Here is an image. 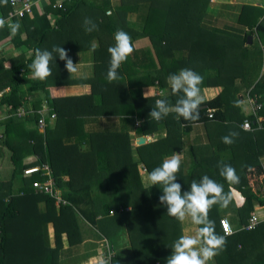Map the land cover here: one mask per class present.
<instances>
[{"label": "trees", "instance_id": "16d2710c", "mask_svg": "<svg viewBox=\"0 0 264 264\" xmlns=\"http://www.w3.org/2000/svg\"><path fill=\"white\" fill-rule=\"evenodd\" d=\"M60 4L63 5L60 6ZM143 4L146 5L145 13L140 15L138 13ZM208 4L209 0H117L116 4L113 0H33V11L40 10L42 6L45 10L44 14L43 16L36 14L35 20L30 25L23 21L19 30H23L25 26H33L31 36H28L30 38L28 40L33 42L32 53L29 59H22L29 60L28 62H14L12 70L0 76V93L6 88H11L9 93L3 92L2 100L10 104V113L16 114L19 108L28 106L26 92L22 91L23 88H27L28 93L36 94V99L32 98L35 108H41V100L45 99L54 110L59 112L62 108L69 112L64 122L73 125L81 123L85 116L121 114V108L124 107L128 114H138L133 123L140 135L151 134L155 137L156 142L153 145L139 150L142 154L140 159L147 165L145 170L151 172L160 166L165 158L179 154L183 149L178 145L181 141H178L177 145L174 143L180 132L172 137L174 131L181 129H172L169 124L165 126L163 122L165 118L156 121L149 116L155 106L151 104H155L157 99L166 97L175 104L176 100L183 95L180 93L174 97L168 84V76L178 73L181 69L192 68L203 79L207 78V83L211 86H223L224 89L218 98L207 102L208 107L206 103H202L199 108L201 117L199 122L209 119L210 111L215 112L217 120H222L225 119L227 106L228 109L241 110L240 97L237 96L236 99L234 96L225 97L226 78L230 79L233 86L238 78L242 81L241 76L236 73L237 65L234 60L238 64L245 60L244 68L246 63L250 62L249 60H262L259 63L252 62L255 70H250L245 76L247 88H249L247 98L257 101L255 104L257 110L249 116L240 113L238 119L239 122L251 121L257 131L249 138L252 142H259L264 139V131L260 130L264 129V98H261L264 96V76L256 82L247 79L258 77L264 67V2L258 6L244 4L236 23L229 26V28L238 29L246 27L249 30L246 37L240 38L233 33V35H225L223 40L212 37L211 31L203 28L202 22L208 16ZM11 8L14 10L10 0L6 5L0 4L1 16L6 17ZM51 14L56 17L54 25H51L48 19ZM86 17L91 18L98 25L97 31L91 33L85 31ZM118 29L124 30L131 36L134 51L125 66L118 70L120 79L110 83L106 76V60L111 59L108 48L114 46V35ZM5 34L6 38L13 37L8 30ZM256 34L258 37L254 36ZM185 35L190 38L188 41L185 40ZM3 37L5 36H0V41ZM253 37H255L254 40H252ZM213 38L216 45H213ZM94 39L99 43V49L94 51L96 69L97 72L104 73V81L98 76L92 78L91 82L86 81L92 87L90 95L61 99L51 97L49 90L51 87L83 82L71 78L65 67L66 61L60 60L55 52L53 56L57 58L50 63L52 75L45 80L30 78L26 75V71L27 73L30 71L29 65L34 59L35 49L52 51L54 47H64L70 56L73 52L90 50L89 42L91 43ZM146 41L149 43L148 46L140 49L137 47L141 44L140 42L144 44ZM200 63L205 67L199 72L196 67ZM132 68L144 70V72L142 75H136ZM22 69H25V74L21 73ZM208 69L215 71L214 78L207 76ZM0 70L2 73L6 72H3L4 63L0 64ZM56 70L59 73H56ZM124 74H128L129 80L136 85V90L130 87L127 83L129 80ZM118 81L124 82L120 84L124 100L120 101L115 96L118 94L119 84H115ZM204 81L203 84L206 83L205 79ZM148 86L157 90V94L149 99L143 96V88ZM108 99L109 105L106 102ZM97 100L100 102L97 103ZM243 100L248 101L244 97ZM40 117L34 113L21 119L10 117L8 122H5L9 126L8 136L11 135L16 139L18 131L23 135L24 143L13 141L18 144H10L8 140H5L4 144L11 151V160L15 164L33 155L39 156L42 162H48L54 169L59 189L74 207L57 208L51 197L40 194L45 192L32 185L36 177L23 178L22 176L21 186L17 187L13 181V177L18 172L15 168L10 181H0V264H60L59 255L64 247L62 236L66 235L71 246L83 243L79 219L92 221L96 225L99 221L97 218L103 213V209L108 214L112 210L104 206L100 209L94 207V198H99L101 194L98 187H104L105 184L110 187L111 180L117 179L112 177V173L124 178L132 168H137L135 163L126 160L132 152L128 144L129 136L120 131L96 134L105 140V143L101 145L102 148L97 150L99 153L100 149L105 152L102 159L100 153L96 159L90 161L87 154L81 159L80 166L76 167L78 156L75 150L78 146L65 145L60 140H54L56 128H48L43 135L27 126L28 123H37ZM55 117L43 118L48 121L54 120ZM178 120L180 122L178 125L182 124L180 125L182 127L195 124L184 121L183 118ZM159 122H163V129L170 132L169 136L163 137L166 131L162 132ZM8 136L6 134V137ZM90 136L93 137V135ZM170 138V147H165L164 144L168 143ZM123 143H126L127 147ZM255 151L256 155L262 152L264 154V144L257 145ZM195 153V150L190 151L191 157L193 154V166L185 168L184 162L181 163L177 182L182 185V192L190 190L192 178L195 175L200 177L203 172L214 168L206 166L211 163L204 158L199 159L198 162ZM22 171L21 167L20 173ZM219 173L220 171L218 172L215 167L214 172H207L204 175H210V178L220 177L217 175ZM63 177H68V181L63 182ZM129 185L127 180L124 186ZM240 191L247 193L246 189ZM162 194V189L156 185L149 188L145 195L130 202L135 209L130 214L118 216L115 219V227L119 228L116 238H113L111 232L105 231L101 226L97 228L109 242V259L102 264H167V258L172 255L173 243L184 235L185 222L181 223L167 214L166 205L161 204L159 200ZM247 195L248 198L243 206L236 210L241 223L240 227L246 224L248 227L251 225L250 215L255 210L253 200L259 199L253 193H247ZM88 198L91 199V206L84 207ZM106 207L110 206L107 204ZM209 216L215 221L216 233L224 236L220 222L227 218H222L220 207L213 206ZM50 225L55 234L53 244L48 237ZM225 239L226 249L215 257V264H264V225L254 231L237 232Z\"/></svg>", "mask_w": 264, "mask_h": 264}, {"label": "crops", "instance_id": "0c3cea01", "mask_svg": "<svg viewBox=\"0 0 264 264\" xmlns=\"http://www.w3.org/2000/svg\"><path fill=\"white\" fill-rule=\"evenodd\" d=\"M231 1L234 2L235 0H231ZM113 2L116 4L117 0H113ZM221 3L222 5H225V1ZM213 5H217V4H215V1L209 0V4H208L209 7L207 12L208 16H206V18L202 22L203 28L211 31V33L213 34L212 37L223 40L225 35L228 34L233 35V33H236L237 37L240 38L246 37V34H248L249 31L246 27H240L241 29L234 27L229 28L230 25H234L233 23H236L234 19L232 24L228 23L232 19L230 16L225 17V23H221L220 19L214 16L217 13V10H215ZM44 11H45L44 9L41 10L34 9V11L31 14L15 15L13 9L11 8V10L8 11V15L6 17H2L0 12V18L9 19L13 23L19 22L20 25L23 21H26L28 22L27 25H30V23L35 20L36 14H38L39 16H43ZM219 11L221 10H218V12ZM11 14L13 15L11 16ZM52 14H54L53 11ZM52 14L48 16V19L50 20L51 25H54L56 21V17L55 15ZM226 25L228 27H226ZM3 30L0 31L1 34L0 36H5L0 41V64L4 63V67H12L14 62L15 63L28 62L29 60H22V59H29L31 56L32 53L31 47L33 46V42L29 41L28 39H30L29 38L31 36L30 32H32L33 26L32 27L25 26L23 30L18 31V33L16 35H13L12 38L10 37L6 38V34H5L7 30L10 32V29L6 27V29L4 30L5 32H3ZM255 37H258V35L256 34ZM255 37H253L252 40H254ZM213 41L216 42L215 39ZM93 43H95L94 45L99 47V43L97 40L94 39L91 42V44ZM91 49L93 50V53L90 52L86 53V51H81V52H73L69 56V58L72 59L73 63L78 65L77 70L74 73L72 74L69 73L71 78L83 82L76 84L75 83L67 84L65 86L51 87L49 90L51 91L52 98L61 99L67 97H80L91 94L92 87L91 85L87 84L86 81L91 82L92 78H94L95 76H99L101 74H103L104 76L103 72H97L96 69L97 62L94 56V51L96 49H93V47H91ZM234 61L237 65L236 73L240 75L241 71L244 69L245 60H243L244 62L240 64H238L236 60ZM249 61L254 63L255 61H257L258 63L262 62V60H249ZM106 63H107V71H106V76H107V72L110 66V60H106ZM125 63H123L122 66H125ZM122 66L120 69H122ZM204 67L205 65L200 63L197 64L196 69L200 72V70H203ZM188 69H192V68H188ZM9 71L10 70L5 72L4 69L3 72L5 73H2L0 70V76L5 75ZM132 71L136 75H142V73L144 72V70L139 71L133 68ZM21 73L25 74V69H22ZM56 73H59V71L56 70ZM206 74L209 78L215 77V71L213 69L212 70L208 69L206 71ZM26 75H28L30 78L33 77L31 69L28 73L26 71ZM124 76H126L128 80L130 79L128 77V74H124ZM263 76H264V67L261 71V74L258 77H255L253 79L248 77L247 80L250 81L253 80L256 82L259 81L261 78H263ZM241 78L243 83L240 80V78H238L234 86L230 82V79L226 78L227 85H225V89H226L225 97L231 98L234 96V99H236L238 96L241 98L242 103L239 104L241 108L240 111L236 109H228L229 107L227 106L225 119L217 120L215 117V112H213V118L206 119V121L195 123L190 126L185 125V127L180 126L182 124L178 125L180 122L176 117V114L174 113L170 114L172 119L170 116L169 117L167 116L163 121L165 122V126H168L169 124V127H172V129H178V130L181 129L180 131H174L172 137L177 132H180L176 141L174 139L173 140L175 145H177L178 141H181V144L178 145H180V147L183 149L181 150V153H179V156H180V160L183 159V161L181 160V163L184 162L185 168L186 167L190 168L191 166H193V154L191 157L190 151L195 150L196 152L199 148H208V149L225 148L227 149V152H231V151L234 152L235 156L238 158L236 161L231 159L228 160L227 158H225V154H224V157L222 158L221 161H223L224 164L231 165L232 167L235 168L238 176L240 177L239 183L229 184V182L223 176H221L220 173L217 174L220 175V177L211 178L215 180L217 183L222 184L224 187V191L226 193L231 194V202L229 203L227 208H222L219 205L218 206L220 207V211L225 210L224 213H221L222 218H227L229 220L231 227L234 230V234L240 231H254L256 229H259L261 225H264V167H261L259 163V157L264 156V154H262L263 153L262 152L259 155H256V151H255L257 145L264 144V139H261L259 142H252V139L249 137L254 136L253 133L247 132L244 129H242L241 127L242 122L238 121V119L240 118V113H243L245 116H248L246 113V109H244L245 105H247V102L243 100V96H242L244 93L247 94L248 90L246 88L248 84L246 83L245 76H241ZM204 79L206 80V83L204 84L202 83L200 87L202 90V95L204 97L203 103H206L207 106V101H212L218 98V96L222 93L224 87L211 86L209 83H207L208 79L207 78ZM204 79L203 82H205ZM10 91L11 88L9 87L6 88L3 92L9 93ZM22 91L26 92L25 97H27V99L29 100V103L27 104L28 106L27 108L26 106H23L18 109V112L24 113L23 115L18 116L16 114H13L10 115V117L13 116L21 119L23 117L29 116L30 114L34 113L41 117L48 118V116H52L54 114L56 116L55 119L45 121L46 125L44 127H40L39 125L40 119L37 123H33V122L28 123L27 126L30 129L37 130L40 134L43 135L46 134L48 128L50 129L56 128V131L53 135L54 140H60L64 142L65 145L78 146V149L75 150V153L78 156L76 167L80 166L81 159L85 157L87 154H89L90 161H92L93 156L95 152L98 150V148H102L101 145L105 143V140H103L101 136L96 134L120 131V132H125L129 136L128 144L132 152L128 157H126V160L131 161V163H135L137 165V168H132L124 178L116 173H112V177H117L116 181L110 187L109 185L106 184L104 187L102 186L98 187V190L101 193L100 197L94 198V203H95L94 207L100 209L104 206L105 208H110L114 210L115 214L112 216L110 215V213L108 214L103 209L102 210L103 213L99 214L100 217L98 216L97 218V220L99 221L97 222L96 225L92 221H87L83 218L79 219L78 221L79 229L81 231V235L83 238V243L79 245H75V246L69 245L66 235L64 234L62 236L64 247L63 249H61L59 255L60 264L105 263L109 259V242L107 238L104 237L97 228L101 226V228L104 229L105 231L106 230L107 232L110 231L113 238H116L118 235L119 228L115 227L116 226L115 219L118 216L130 214V212L133 211V209H135V207L131 205L130 202L135 200L137 197H141L145 195L149 190V188L152 187L149 181L150 171L145 170L147 168V165L144 163V160L140 159L142 154L139 153V150H141L142 147L153 145L156 142L154 140L155 137L151 134L150 135L148 134L147 136L140 135L136 131L135 129L136 126L133 123V120L138 117V114L135 115L128 114L124 107L121 108V114L85 116L83 117V121L81 123H77L76 125H73L64 122L66 121L65 118L69 115V112H67L65 109L61 108V110L58 112L53 108H51L48 105V101L45 99L41 100L42 101L41 108H35L33 106L34 103H32V101L33 99L34 100L36 99L35 97L36 94L28 93L27 88H23ZM155 94H157V90L154 87L148 86L143 88L144 98L146 97L147 99L153 98ZM175 96L176 95H174V97ZM2 99L0 100V109L4 111L6 110V106H10V104L8 102H4V100ZM99 102L100 101L97 100V103ZM151 105L154 106L155 104H151ZM148 110L150 111V109ZM10 117L8 119H10ZM8 119L5 118L2 122V125L0 126V178L1 177H5V178L9 177V178L0 179V181H10L13 177L15 168H17L18 170L17 175L15 174V176L13 177V181L16 183L17 187L21 186L22 176L23 178L30 176L36 177L35 182H41V183L51 182L53 192H56L60 199L56 198L55 196L49 193H40V194L51 197L55 201L57 208L69 207V206L74 207V205L67 198H65V194H63V191L59 189L57 185L54 169L48 162H42L41 158L37 155L30 156L24 159L23 162L21 160L16 164L11 160L12 154L11 151L8 148H6L4 144L5 140H8L10 144H18L17 142L23 144L24 137L23 135L19 134L18 131L16 132L17 133L16 139L12 138L11 135L8 136L9 126L7 125V123H5L8 122ZM72 120L74 122L76 121L75 119ZM162 123L159 122V127H161L162 132L166 131V135H164L163 137L169 136L170 132L167 131L166 129H163ZM260 130L264 131V129L263 130L260 129ZM233 131L239 133V136L235 138V143L231 145L223 143L222 137L228 135L230 132ZM6 134L8 137H6ZM90 135H93V137H91ZM140 137L145 138L146 140L145 144L143 145L137 144V141ZM148 139H150V142H147ZM13 141H17V142H13ZM170 142H171V138L168 143L164 144V146L170 147ZM100 153L102 159V155L105 152H102L100 149ZM195 154H196L195 158L198 159V162L199 159L204 158L210 163H215V157L212 152L209 153L208 157H205L204 155H200V157H198L197 153ZM8 161H10L11 163V168L9 169L7 166ZM43 165H47L49 167L50 169L49 175L43 171L34 175H25L26 169L34 168L35 166L42 167ZM21 167L23 171L20 173ZM23 167H25V169H23ZM214 168H211L208 171L203 172L202 175H204L207 172H214ZM217 170L218 172L220 171V168L218 169V166H217ZM202 175L200 177H202ZM208 176L210 177V175ZM200 177L195 175L192 178V181L196 180L197 182H199ZM127 180L129 181L130 185L128 187H125L124 185ZM62 181L67 182L68 177H63ZM241 189H246L247 193H253L259 198L258 200H253L255 204V210L254 212L251 213L252 216L250 215L251 218L254 215H257L261 221L260 225L254 230H248L246 228L247 224L240 227L241 223L239 222V216L236 210L240 209V207L243 206L246 198H248L247 193L240 191ZM87 201L88 202L86 205H84V207L91 206V199L88 198ZM105 204L106 206L108 204V206L110 207H106ZM101 216H103V218ZM185 225L188 227V229L187 227H183L184 235H195L199 229V226L193 224L190 218H187L185 220ZM92 230L95 235H89V232ZM48 237L50 243L53 244L55 239V234L52 225H50ZM224 237L227 238V236L225 235ZM225 258H226V252H225Z\"/></svg>", "mask_w": 264, "mask_h": 264}, {"label": "clouds", "instance_id": "9594fccd", "mask_svg": "<svg viewBox=\"0 0 264 264\" xmlns=\"http://www.w3.org/2000/svg\"><path fill=\"white\" fill-rule=\"evenodd\" d=\"M7 3L8 0H0V4ZM5 27L10 29L12 35H16L21 25L19 22L13 23L9 19L0 18V30ZM84 27L87 33L98 30V25L88 17L84 19ZM114 39V46L108 48L111 59L107 80L110 83L120 79L118 70L134 51L132 38L124 30L118 29ZM94 47L95 45L93 49ZM54 52L58 54L60 60L66 61L65 67L70 74L77 70L78 65L69 58L64 47H54L52 51L35 49L34 59L29 65L34 78L45 80L52 75L50 63L57 58L53 56ZM167 80L173 95L180 93L183 95L174 105L166 97L157 99L149 116L160 121L174 113L178 119L183 118L184 121L192 123L199 122L201 119L199 108L204 102L200 87L203 77L198 72L185 68L178 73L170 74ZM244 127L247 129L248 125L245 124ZM238 136V132H230L222 137V142L231 145ZM259 163L264 167V156L259 157ZM218 167L220 175L229 184L239 183L240 177L234 167L224 164L223 161L219 162ZM180 169V156L176 154L165 158L162 164L149 174L151 185H158L162 189L163 194L159 200L161 204L166 205L167 214L181 223L190 218L193 224L200 226L195 235H181L173 243L172 255L167 258V264H214V258L226 249L227 241L224 236L216 233L215 221L210 219L209 213L216 205L227 208L231 202V194L226 193L223 185L208 175H204L199 182L193 180L190 190L182 192V185L177 182Z\"/></svg>", "mask_w": 264, "mask_h": 264}, {"label": "rangeland", "instance_id": "374dc122", "mask_svg": "<svg viewBox=\"0 0 264 264\" xmlns=\"http://www.w3.org/2000/svg\"><path fill=\"white\" fill-rule=\"evenodd\" d=\"M211 1H215V4H217V5H213V7L215 8V10H217V13L214 16L216 18H219L221 23H225V17H229L230 16L232 19L228 22L229 24H232L233 23V19L236 22V20H237V18L239 16V13L241 11V8H242V6H244V4H251V5L258 6V5H261L262 2H264V0H235L234 2L231 1V0H211ZM224 1H225V5H222L221 2H224ZM211 3H213V2H211ZM141 7H142V9L138 13L140 15L143 14V13H145L146 5L143 4ZM41 9H43L42 6H40V10ZM218 10H221V11L218 12ZM187 36L188 35H185V37H184L186 41H188L190 39ZM250 36H251V34H250ZM140 43L141 44H138V46H137V47H139V49L140 48H144V47L148 46V44H149L147 41L144 44H142V42H140ZM94 44L95 43L91 44L89 42V45L91 47H93ZM213 44H216V42H214ZM94 49L98 50L99 48L95 45ZM88 52L93 53V50L90 49V50L86 51V53H88ZM213 58L216 59L217 57H213ZM12 68H13V66L12 67H4L5 71H8V70L11 71ZM250 70L251 71H254L255 70V66H254V64L252 62H247L245 68L241 71L240 75L241 76H247V73H249ZM98 78H103V81H104L103 74L99 75ZM96 83H98V82H96ZM125 83H126V81H125ZM127 83L130 85V87L133 88V90H136L137 87H136V85L134 84L133 81L129 80V82H127ZM115 84H119L118 85V88H117L118 94H115L117 100L118 101L124 100V98H123L124 95L121 94V92H122V87L121 86L122 85H120V84H124V82L118 81V83H115ZM246 89L248 90L249 88H246ZM246 89H245V91H246ZM242 96L244 98H247L246 93H244ZM261 98H264V96H261ZM247 100H248V98H247ZM106 102L109 105V99ZM255 104H256V101H254V100H248L247 101V105H245L244 109H246V113H247L248 116L251 115V114H253L254 111H256ZM137 110H138V106L136 105V111ZM245 124H247L249 126V129L248 130L245 129V127H244ZM241 127H242V129H244L245 131L250 132V133H254L255 131H257L256 128L252 126L251 121H246V120L243 121ZM147 142H150V139H148ZM123 145L127 147V144L126 143H123ZM134 146H135V143H134ZM136 147H138V146H136ZM134 149H135V147H134ZM210 152H212L213 155H214V157H215V163L206 164V166L217 167L218 164H219V162L224 157V154H225V158H227L228 160L231 159V160H235L236 161L238 159L235 156L234 152H232V151L231 152H227V149H225V148L224 149L223 148H212V149L199 148L196 151L198 157H200V155H204L205 157H208V155H209ZM98 155H100V153L98 151H96L95 154H94V156H93V159H96ZM7 166H8V169L11 168L10 161H8ZM8 178L9 177H6V178L5 177H1L0 179H8ZM115 180L116 179H112L110 183L113 184V182ZM224 212H225V210H222L221 211V213H224ZM184 227H187V226L184 225ZM187 229H188V227H187ZM89 235H95L94 232H93V230L89 232Z\"/></svg>", "mask_w": 264, "mask_h": 264}, {"label": "built area", "instance_id": "2783aa9c", "mask_svg": "<svg viewBox=\"0 0 264 264\" xmlns=\"http://www.w3.org/2000/svg\"><path fill=\"white\" fill-rule=\"evenodd\" d=\"M10 4L12 5V7H14L13 12L15 15H25V14H31L33 12V9H32L33 0H10ZM62 5L63 4H60V6H62ZM17 8H19V9L17 10ZM12 15L13 14H11V16ZM3 94H4L3 92L0 93V100L3 97ZM249 100H254V99H249ZM254 101H256V100H254ZM256 103H257V101H256ZM9 109H10V106H6V110H4V111L0 109V126L2 125V122L5 118L8 119L10 117V115H12V113H10ZM256 110H257V107H256ZM23 114H24L23 112L16 113V115H18V116H21ZM52 116L55 117L54 114ZM208 116H209V118H213V112H210ZM39 125H40V127H44L46 125L45 119L43 117L40 118ZM248 129H249V126H248L247 130ZM41 171L45 172L48 175L50 174L49 167L47 165H43L42 167L35 166L34 168L26 169L25 175H34V174L40 173ZM33 186L37 189L42 190V192L52 194L56 198L60 199L58 194L56 192H53L51 182H45V183L34 182ZM109 213H110V215L115 214L114 210H110ZM260 223H261V221L258 218V216L254 215L251 219V225L249 227L247 226L246 228L248 230H254L260 225ZM220 224H221V228H222L225 236L228 237V236H231L234 234V230L232 229L231 224L229 223V221L227 219L221 220Z\"/></svg>", "mask_w": 264, "mask_h": 264}, {"label": "water", "instance_id": "95a60500", "mask_svg": "<svg viewBox=\"0 0 264 264\" xmlns=\"http://www.w3.org/2000/svg\"><path fill=\"white\" fill-rule=\"evenodd\" d=\"M146 143V140H145V138H142V137H140L139 139H138V141H137V144H139V145H143V144H145Z\"/></svg>", "mask_w": 264, "mask_h": 264}]
</instances>
